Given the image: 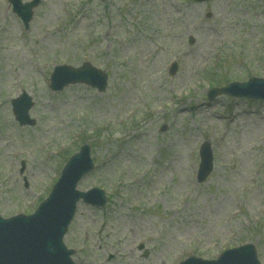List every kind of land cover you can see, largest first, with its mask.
I'll list each match as a JSON object with an SVG mask.
<instances>
[{
	"label": "rangeland",
	"instance_id": "374dc122",
	"mask_svg": "<svg viewBox=\"0 0 264 264\" xmlns=\"http://www.w3.org/2000/svg\"><path fill=\"white\" fill-rule=\"evenodd\" d=\"M84 61L106 72L104 92L48 89L54 66ZM251 76L264 78V0H40L28 29L0 0V215L34 209L87 143L95 167L78 188L108 203L78 206L64 239L78 264H176L246 243L264 264V102L207 99ZM22 91L31 126L11 111Z\"/></svg>",
	"mask_w": 264,
	"mask_h": 264
},
{
	"label": "water",
	"instance_id": "95a60500",
	"mask_svg": "<svg viewBox=\"0 0 264 264\" xmlns=\"http://www.w3.org/2000/svg\"><path fill=\"white\" fill-rule=\"evenodd\" d=\"M14 2V11L22 18L27 27L32 16V8L38 3L35 0L22 5L20 0ZM87 82L102 90L105 86V76L92 69L88 64L73 69L68 66L55 68L51 76L50 87L52 90H61L64 86L73 82ZM232 88L242 90L233 92ZM236 96H251L264 98V80H251L244 84H234L230 90L222 89ZM13 112L20 124H33L29 119L28 110L31 106L30 97L23 94L19 99L12 101ZM87 146L81 148L78 155L72 156L61 173V177L54 186L48 199L30 217L18 216L10 220L0 219V264H69L67 251L61 243V237L66 225L73 215L75 204L79 198L96 204L93 200L92 190L80 194L75 190L78 180L92 169V163L88 156ZM201 174L202 178L210 171V150L206 144L201 149ZM98 199L104 202L103 193L98 191ZM100 203V205H102ZM215 264H226L219 259ZM182 264H202L188 261Z\"/></svg>",
	"mask_w": 264,
	"mask_h": 264
}]
</instances>
